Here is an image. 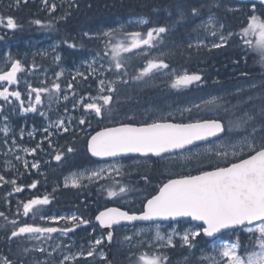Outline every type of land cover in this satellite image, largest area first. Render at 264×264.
<instances>
[{
  "label": "snow or ice",
  "instance_id": "snow-or-ice-1",
  "mask_svg": "<svg viewBox=\"0 0 264 264\" xmlns=\"http://www.w3.org/2000/svg\"><path fill=\"white\" fill-rule=\"evenodd\" d=\"M44 10L49 13L57 11V5L50 0H41ZM27 4L28 0H14V4L9 7L19 8L20 4ZM74 5L71 0L70 7ZM250 11L246 15V20L242 24L239 32H225L224 24L217 20L214 13L210 11L212 7H219L213 0L209 5V16L206 22L198 27L205 33L215 37L210 45L207 43V36L198 39L195 47L221 49L229 45L232 37H239L241 44L259 56L261 65L264 66V0H248L241 8L248 7ZM201 7L193 6L190 15L198 17L201 15ZM241 9H229V11H239ZM69 13H65L60 19H66ZM186 18L185 12L178 11V18L175 23H180ZM32 23L53 28V25H42L41 20L35 19ZM138 26L149 25L150 21L140 17L133 21ZM20 25L12 16L0 15V28L15 31ZM217 27L220 29L217 31ZM194 31L196 29H193ZM170 31L169 26H152L147 31H127L125 28H111L96 33L84 32L83 36L89 39L98 40L103 45V52L97 51L92 63L87 64V74L76 71L72 80L68 81L66 88L62 90L59 83L63 76V70L55 73V80L50 86L35 87L24 78L26 93L12 87L18 85L22 79L19 75L26 71L20 59H15L8 55L3 59L6 67L0 68V115H3L5 122L8 115H4L7 105H11V111L17 110L21 114L39 113L41 117L49 120L47 127L43 131L48 137L52 136L51 128L60 130L61 133H68L73 128L74 116L58 117L52 121L45 111L38 106L44 103L42 99L47 96L49 111L54 103L63 100L68 101V92L72 93L74 110L83 109L78 124L91 126L92 118L97 122L112 120L114 111V101L119 91L118 85L129 84V73L126 67L130 65L131 57L124 54L135 53L138 57H143L146 61L142 68L137 70L131 80L147 83L145 78L154 79L157 74L170 76L169 86L172 89L180 90L197 85L202 81V76L196 73H189L184 70L182 73L172 70L166 72L170 65L159 56H153L152 51L158 49L165 39V35ZM0 36V39H3ZM69 48H76L75 43L63 41ZM240 46V45H238ZM189 48L193 44H188ZM54 50V49H53ZM139 50V51H136ZM44 57L47 52L38 53ZM163 55V53H160ZM104 57H110L107 69L100 63L99 68L93 64L103 61ZM60 56L54 57L59 62ZM31 69L35 70L33 63ZM112 73V76H105V72ZM246 75V73H242ZM80 77L82 80L96 82L95 95H81L76 91L73 81ZM91 78V80H90ZM42 85L45 81H40ZM255 88L256 85H251ZM11 88V90H10ZM27 96V106L25 99ZM217 98L205 102L206 105L216 104ZM65 112L68 111L67 105ZM193 107L200 109L201 105ZM182 113H191L192 107L181 109ZM171 115V114H170ZM257 117H259L257 119ZM65 119L68 123H65ZM129 121L135 120L134 116H127ZM0 132L4 134V144L6 147L15 150L17 143L15 137H10V128L5 123ZM25 130L20 129V139L24 138ZM227 132L229 135L221 136ZM242 132L236 138L231 133ZM27 135L34 138V132L29 131ZM75 136L76 133H73ZM11 138V145L8 139ZM212 138H216L213 140ZM198 142H202V145ZM87 152L91 157L110 163L97 164L95 160L89 163L96 165L85 168L80 172H73L65 178L64 187L73 189L88 188L92 184L99 185L100 190L106 192L108 198L124 199L129 194L139 191L138 187L125 184L117 177L131 175L125 171V165L120 163L119 158L126 157L133 160L134 164L141 161L135 159V154L147 157L151 156L164 159L163 154H173L170 159H180L186 161L195 160L199 166L196 175L191 173L182 175L179 178H169L167 182L158 186L154 195L141 201L139 211L132 209L121 211L119 208H108L106 211L96 215L95 220L100 229H106L100 236H95L88 241V247L80 245L77 252H72L74 245L65 243V238L69 233H74L82 225H88L90 220L77 215L71 216H51L47 214L46 206L52 202L50 194L34 196L26 201L17 202L16 215L29 218L8 221L11 224L10 234L6 226L0 225L5 230V242L11 251V245L17 238H23L29 242H38L29 247H18V253L24 256L31 252H37L44 256V259L34 258L31 264H75L81 259L85 264H92L96 258L103 264H113L104 251L110 248L114 241V233L118 227L125 228L123 240L118 241L121 248H127V264H172L169 250L177 248L184 250L187 255L183 256L181 264H264V104L261 105L258 113L243 112L235 121H230L227 129L215 119H190L189 122H168L167 117L160 116L152 122L141 123L134 126L132 123H120L119 126L105 127L91 135L86 141ZM43 141L36 144L34 148L19 147L28 155L35 156L37 149H42ZM49 148H52L54 159L57 162L65 159L63 151H57L49 139ZM75 152L72 146L67 147V153ZM17 162H23L25 171L36 170L40 173V162L35 159L29 165L27 160L12 153ZM7 155V154H6ZM5 169L10 171L14 165L10 160L5 161ZM113 173L115 175H113ZM17 174L19 173L17 169ZM43 175V173H40ZM147 181V177H141ZM88 181L87 184L82 181ZM101 180H110L111 184H99ZM38 181H33L30 185L21 186L17 183L15 174L12 179L0 174V187L10 185L13 193H22L25 187L36 189ZM53 191H56L54 188ZM7 199V198H5ZM146 201V202H145ZM131 203V201H127ZM22 208V212L20 209ZM0 217L8 220L3 212ZM36 220L44 221V224H36ZM61 221L65 224L61 225ZM160 221H168L170 231L162 232ZM134 222H145L143 226H137ZM195 222V223H193ZM127 225H133L134 231L127 234ZM178 225H185L183 230L178 229ZM95 231V228H94ZM225 237H228L225 239ZM205 238H210L205 240ZM51 242V243H49ZM47 244L48 247L43 245ZM211 244V248L203 247ZM51 249V251H49ZM145 249V251H140ZM135 250V251H134ZM150 250V251H149ZM197 251L200 255L197 256ZM60 253L61 258L55 259L54 253ZM51 258V259H50ZM0 264H13L11 260L4 257ZM21 264H24L21 260Z\"/></svg>",
  "mask_w": 264,
  "mask_h": 264
},
{
  "label": "trees",
  "instance_id": "trees-1",
  "mask_svg": "<svg viewBox=\"0 0 264 264\" xmlns=\"http://www.w3.org/2000/svg\"><path fill=\"white\" fill-rule=\"evenodd\" d=\"M207 1L209 3L210 0H82L80 4L76 7H72L71 10L68 11L66 7L70 5L68 4L57 5V21H53L52 25H54V29H62L64 28L69 34V40L72 43L77 45L78 37L76 36L79 30H83L84 28H89L90 26H101L103 20L109 19H131V18H146L150 21L149 25H145L141 30L147 31L148 27L152 26H168L166 23L167 17L164 15V12L167 11V7L171 4H189L197 7L199 3ZM223 7H212L210 11L215 14L218 21L224 24L226 28L230 31H240L242 24L246 20V15L250 11V6L241 8L239 11H227L225 6H231L234 4L231 0H221ZM204 5V4H202ZM32 6L30 3L23 4L18 8L17 13H11L8 16L19 17L23 10H28ZM65 13H69L66 19H60V17L64 16ZM19 15V16H18ZM204 17L198 18L204 19L209 16V10L204 11ZM39 19L43 20L42 16H36L28 20L27 27L35 28L38 26L32 23L33 20ZM99 26V27H100ZM98 27V28H99ZM38 28V27H37ZM6 29V28H5ZM171 29V28H170ZM9 31V30H8ZM19 30L16 29L13 33H17ZM10 32V31H9ZM12 34V32H11ZM10 34V35H11ZM234 41L239 42V38H234ZM84 48L89 50L92 54H96L97 51L103 52V45L97 40L93 45L89 43H85ZM224 53V52H221ZM126 56L131 57L130 65L126 67V71L129 73L127 77L129 79V84H119V91L116 94V100L118 103L114 101V111L112 114V120H103L97 122L96 118H92L91 126L89 127L87 124L81 126L78 124V120L73 123V128L68 133L60 136H54L51 139L52 145L55 146L57 151H63L65 153V159L60 162H57L53 157L54 154L52 148L47 146V143H43L42 149L40 151V155L42 152H45L43 159L39 157L37 160L40 162L41 170L48 171L51 169H61L62 173L69 172L74 169H83L86 167L94 166L90 164L89 161L92 160L87 152V139L88 137L95 133L96 131L110 125H114L119 123V120L126 118L131 115H139L138 112H149L151 115L149 116V120H151L154 116L159 115L164 112L166 103L168 99L172 96H184L185 93L190 88H196L197 85L189 86L186 89H172L168 82L159 85V86H151V87H140L139 85L144 82H136L131 80L132 76H135L137 70L144 66L146 62L143 57L132 56L131 54H124ZM180 56L177 53H171L168 57L163 59L166 63L170 65V68L165 70H172L175 68V62L180 61ZM227 62L228 64L233 62L231 61L232 53L226 52ZM238 57V56H237ZM252 56H249V58ZM110 58V57H105ZM235 69H241L238 65L241 64L239 60H236ZM186 61L184 62L185 66H179L176 68L182 67L184 70H188L189 73H196L199 75H206L211 73H216L213 69L215 65L205 66V67H197L196 69H192ZM252 63V62H251ZM27 65V64H26ZM242 65V64H241ZM43 67L44 65H39ZM224 65L218 64L219 68H222ZM228 66V65H227ZM230 70V66H228ZM178 71V70H177ZM148 80L149 78H145ZM91 80V78H90ZM168 83V84H167ZM145 84V83H144ZM208 84L206 79L202 80L199 83V86ZM87 85H89L87 87ZM76 90H79L78 93L81 95H95L96 82L91 81V85L89 81H86L82 84L75 85ZM191 95V93H190ZM70 100V102H69ZM66 105H70L74 103L72 99H69ZM70 105V106H72ZM83 111L80 113V117ZM143 116H140L142 118ZM203 119H208L210 116L204 115ZM12 117L10 116V119ZM21 119V118H20ZM31 117H27L26 120L29 121ZM19 120V119H18ZM15 122V121H13ZM124 123H130L126 121ZM41 119H37L34 122L36 128H40ZM73 133H76L74 136ZM40 138V135L37 136ZM37 141H31L29 143L22 142V146H27L30 148H34L37 144ZM72 146L75 148V152L67 153V147ZM39 151V149H37ZM48 161V162H47ZM154 162V161H153ZM157 163V162H156ZM15 168L18 170H22L23 168L20 165L14 164ZM165 169L161 166L157 165L156 167H152L149 171H145L142 174H139L135 177V181L130 183L131 185H135L138 187L139 191H143L141 196L137 198L136 202L130 206V210L135 209L139 211L141 207V201L143 197H150L156 191V188L159 185H162L164 181L168 178L164 177ZM0 174H3L7 177H10V173H4L3 168L0 166ZM141 177H147L146 180H142ZM38 181L36 189H29L25 187V191L22 193H13L11 196H8V192L11 191L10 185H4L0 187V212H3L5 216L8 217V220H5L4 217H0V225H4L7 227L9 234L11 230V224L8 221L12 219L25 220L23 216H17V202L18 201H26L34 196H43L45 194H51L52 202L46 206L47 213L52 212H78L83 215L84 218L92 220L94 214L101 210L104 207L112 205L111 200H106L105 194L106 192L96 188L91 187L86 190H63L61 193L52 192L51 188H49L46 181H42L40 177H27L25 176L21 182H17L21 186L30 185V182ZM26 182L25 185H22V182ZM28 182V183H27ZM129 184V183H125ZM132 194V193H131ZM130 195V194H129ZM7 198V199H5ZM111 202V203H110ZM22 212V209H20ZM5 230L4 228H0V261L3 260L4 257H7L9 260L14 262V264H19L21 260H23L24 264H31L33 258L28 254L26 256L18 253V247H29L31 243L25 241L23 238H17L16 242L11 245V251L9 250L6 242H5ZM110 251V259L113 261V264H127L126 254L127 248H119L112 246L108 249ZM135 251V250H134ZM140 251H145V249H140ZM150 251V250H149ZM171 261L173 257H176L177 260L182 259L184 255L187 253L177 248L176 250H169ZM179 263V262H178ZM176 261L172 264H178ZM96 264H99L98 262ZM103 264V262L101 263ZM181 264V263H179Z\"/></svg>",
  "mask_w": 264,
  "mask_h": 264
},
{
  "label": "bare ground",
  "instance_id": "bare-ground-1",
  "mask_svg": "<svg viewBox=\"0 0 264 264\" xmlns=\"http://www.w3.org/2000/svg\"><path fill=\"white\" fill-rule=\"evenodd\" d=\"M4 3H10L14 0H0ZM41 0H36L33 2H30V5L32 6L29 11L28 10H23V12L21 13V16L19 17H14L17 24L20 25V27H18L17 29L19 30L17 33L18 37L17 38H12L11 35H7L5 37V39L3 40L4 46L3 49L5 51H9L10 55L13 58H16V56H21V58H28V59H24L25 64L27 65H32L33 63H35L36 66L39 65H44L43 67H49L50 63L49 62H40L39 60V56L38 55H34L35 57L33 58H29L31 57L30 54L31 52H28L27 50V45H33L35 44V42L40 39L42 36H48L49 39L48 41H43L42 44H49L52 41H56V40H61V42L63 43V41L67 40L69 43V37L70 34L64 29H53L50 32H44L42 30L36 29V28H28L27 27V22L29 19L39 16H42V19L45 18V16L47 15V10H44V6H41L42 3L40 2ZM82 0H74V5L73 6H68L66 7L69 10L72 9V7H76L78 4L81 3ZM213 1L210 0L209 3ZM221 0H215L216 3H219ZM40 2V3H39ZM69 3V2H68ZM67 3V4H68ZM71 3V0H70ZM209 3H207V1L199 3V5L197 7H202L201 9V15L198 17H193L190 15V9L193 7V5H189V4H181V3H177V4H171L167 7V11L164 12V15L167 17L166 19V23L167 25L172 29V38L167 39L168 42L170 43H175L178 45H188L190 43L189 37H194L197 32L196 30L194 31L193 29H195L193 27L194 24L197 23L198 18H203L204 17V11H208L209 10ZM227 6H225V9L227 10ZM219 7H223V4H219ZM182 10L185 12V16L186 18L181 21L180 23H175L177 21L178 18V11ZM228 11V10H227ZM56 13V12H55ZM116 20H123V19H113V20H103V25L107 26L108 28L110 26H112ZM201 20V19H200ZM100 26V25H99ZM99 26H90L89 28H84L83 30H79L76 34V36L78 37V43H77V47L73 50H70L67 48V44L63 43L62 47H60V51H62V53L66 54V57L68 58L67 64H71V60H79V54L80 52H82V50L84 49V45L85 43H89L91 41L85 39V37L83 36L84 32H94ZM227 32V30L225 31ZM51 40V41H50ZM213 38H207V43H211V41H213ZM27 50V52H25ZM3 52V50H2ZM224 52V53H221ZM226 52L228 53H232V57L230 62H233L236 64V60H239V62H241L240 65H238V67L243 69H238L239 71H243L246 73H249V70H251L252 74L249 76L248 79H244L241 80L238 77H234L232 72L229 70L228 68V62H227V57H226ZM25 53V54H23ZM176 53L180 56V61L175 62V66L179 67V66H185L184 62L186 63V61L188 62L187 64L192 68V69H196L197 67H205V66H211V65H215L214 66V70L216 73H211L208 74L206 81L208 82L207 86L203 87L200 89V91L194 93L193 95H189V93H185L184 96H171L170 99H168V101L166 103H168L169 101L173 103V105L178 106L179 108L183 107L184 103L190 102L193 103L194 101H192L194 98L197 97H201V98H205V97H214V96H219L220 98L218 100H220L221 102H227V104H232L234 102H238L240 103V107H242V111H248L250 113L255 111V108L257 107L258 100L262 99V94L257 95V93H259L262 90V87L264 86V73L262 72V70L260 69L259 65L257 66V64L255 62L250 64V61L245 59L243 57V55L241 54L240 50L236 47V45L231 42L229 43L228 46L221 48V49H212L211 51H209V49H199L197 51L194 50H188L185 49L183 51H176ZM28 54V55H26ZM238 56V57H237ZM218 64L220 65H224L222 68L218 67ZM237 65V64H236ZM52 67V66H51ZM176 70L182 71L185 68L180 67L176 68ZM188 71V70H187ZM218 74V75H217ZM255 84L256 87L252 88L251 85ZM140 87H144L145 84L142 83L139 85ZM230 93L231 96L228 94ZM264 94V93H263ZM141 112H138V114H140ZM195 116L198 117H202L205 115L204 111L202 110V108L200 109H195L192 110V112ZM125 118L119 120V122H122ZM50 172H52L51 176L48 177V179L46 180V183L52 187L53 189L55 188L56 191L51 190L52 192L55 193H61V191L63 190H68L71 189V187L65 188L64 184L60 185V176L61 175V169H52ZM6 173H10L11 176L7 177L8 179H12L13 175L15 174V178L17 179V182H21V180L27 176V177H32L35 179V174L31 173L30 171H25V168L22 170H19V173H23V175H19L17 174V168H13L10 171H6ZM28 183V182H27ZM32 183V182H30ZM85 184L88 183V181H84ZM22 185H25L26 182H22ZM89 188V187H88ZM50 195L53 193H49ZM99 211H97L94 216L97 215ZM91 226L88 228V230L86 231L87 236L89 235V233H91ZM32 258L34 259L35 257L32 256ZM176 261V263L180 262V260H177L176 257L172 258V263H174ZM179 264V263H178Z\"/></svg>",
  "mask_w": 264,
  "mask_h": 264
},
{
  "label": "rangeland",
  "instance_id": "rangeland-1",
  "mask_svg": "<svg viewBox=\"0 0 264 264\" xmlns=\"http://www.w3.org/2000/svg\"><path fill=\"white\" fill-rule=\"evenodd\" d=\"M50 2L51 3H55V4H56V2H58L59 4H67L68 2H70V0H50ZM212 2L213 1H211L209 4L211 5ZM221 3L222 2L220 1L217 4H221ZM41 6H44V5L42 4ZM229 9H240V7L237 6V5L236 6L235 5L227 6V10L228 11H229ZM52 14H54V13L50 14L49 11L47 13L48 16H51ZM136 19H138V18H132V19H127V20H116L115 23L112 26H110L109 28L102 24L94 32H89V33L92 34V35H95L96 33L104 31V30H108V29H111V28H121V27L125 28L127 31H140L142 29L141 26H138L137 24L133 23V21H135ZM207 19H208V16L205 17L204 19H201V20L197 21V23L193 25V27L197 31V34L194 37H189L190 43L193 44L192 48H189L188 45L184 46V45H178V44H175V43L168 42L167 39H170V38L173 37L172 36V29H170V31L165 35L164 43L158 49H154L152 51V55L153 56H159L160 59H165L171 53H173V52L176 53V51H183L185 49L197 51L199 49H204L203 47L199 48V49H197L195 47V45L197 44L198 39H203L205 36H207V38H210V39L211 38L216 39L215 37H212L211 35L205 33L202 28L198 27L200 24L206 22ZM49 30L46 31V32L47 33L50 32ZM216 30L219 31L220 29L217 27ZM48 39H49V37L47 35L46 36H42L40 39H38L35 42V44L27 45V50H28V52H31V54H30L31 57H29V58H33L36 55H38L40 62H49L50 66L49 67L36 66V69L32 70L31 69V65H30V67H28V70H26L25 72L19 74L22 77L20 83L18 85L12 86V87L20 88L22 90H26L27 91L26 85L24 84V78H26L29 82H31L33 84V86H35V87H43V86H46V85L50 86L52 81L55 80V73L63 70L64 74H63V76L61 77V79L59 81V83H61V87H62V90H63V89L66 88L67 82L72 80V76L75 75V73H76V71L78 69L80 71L85 72V74H87V64L93 62V58L96 57V54H92L89 50L83 49L82 52H80V54H79V57H80L79 60L78 61L77 60H71V64L69 65V64H67L68 58L66 57V54H64V53H62V51H60V47H62V45H63L61 40L52 41L49 44H42L43 41H48ZM85 39L91 41V43H94L96 41L95 39H89L87 37H85ZM206 49H208V48H206ZM2 50H3V52H2ZM27 50L25 52H27ZM136 51H139V50H136ZM40 52H47V55L42 57V56H40L38 54ZM160 53H163V55H160ZM23 54H25V53H23ZM8 55H10L9 51H5L4 49L0 48V68L6 67V65L4 64L2 58L6 57ZM26 55H28V54H26ZM57 55H59L60 58H61L59 62L54 60V57L57 56ZM132 55H135V53H132ZM21 56H19V57L16 56L15 59H20L22 63L24 62V59H28L26 57L21 58ZM136 57H138V56H136ZM109 62H110V58H105L104 57L103 61L95 63V64H93V66L96 67V68H99V64L103 63L105 69H107ZM172 70H175L176 72H179V73L183 72V71H179V70L177 71L175 68H173ZM172 70H168L166 72H171ZM110 76H112V73L106 71L105 72V76L104 77H100V78L103 79L105 77H110ZM77 80L79 81V83H77L76 81H73V83L75 85H79V84H82V83L86 82L85 80H82L80 77H77ZM170 80H171L170 76L157 74L154 79H148L147 83H145V86H148V87L155 86L156 87V86L164 84V83H166V82H168ZM40 81H45V84L42 85L40 83ZM88 86L89 85H87V87ZM10 90H11V88H10ZM76 91L79 92V90H76ZM228 94L231 96L230 93H228ZM68 95H69V98H72V93L71 92H68ZM23 98L25 99V106H27V96L24 95ZM213 98H217V100H218L220 97L219 96H214V97L208 96V97H205V98H200V99L194 101L193 103H191V104H189V105H187L185 107H192V110H195L196 108L193 107V105H196V104H199L201 106L205 105L206 101L211 100ZM42 99L44 100V103L41 106H38V107L40 108V110L45 111L48 114V116L51 118L52 121L56 120L58 117L74 116V115H66L65 116L63 114H59V111L63 107V104H65L67 102V101L63 100L62 96H61V99H60V101L58 103H54L52 105L51 111H49L47 96H44ZM3 103H4L3 101H0V104H3ZM240 105H241L240 103H236V104H234L231 107V109H227V110L224 109L221 112L222 113H227L228 111H231V110L235 109L236 107H239L237 109H242V107H240ZM185 107L177 108V109L172 107L163 116L167 117V119L168 118H175L176 116L188 117L190 115V113H182L181 112V109H183ZM11 108H12L11 105H7L6 108H5L4 115H8V117H9L7 122L4 121L3 115H0V128H3L5 126V123H7V126H9V128H10V134L9 135H10V137L14 136L15 139H16V143H17V148L15 150L10 149V147H6L5 144H4V139H5L4 138V134L2 132H0V166L3 168L4 171H7V172H8V170H6L5 167H4L5 161L6 160H10V161L13 160L14 162H17L16 159H15V156L12 154L13 151H15L21 157H23V160H25V158H27V161L29 162V165L31 164L32 161H30L28 159V157H33V155H28V154H26V153H24L22 151H19L20 145H18V142L26 140V139H29L30 141H33V140L37 139L36 134L38 132V130H36L33 125L27 124L26 120H23V123L20 125V127H17L13 123V120L17 121L19 118L27 117L29 114L40 118L42 120V122H43L42 123V130H40V134H45L46 135V141L47 142H49V139L52 136H54V134H55L54 132H59L60 134H63V133L60 132V130H58L56 128H51V129H49V131L52 133V136L49 138L47 133H45L43 131V128L47 127L48 123L50 122L49 120L45 119L44 117H41L39 115V113L21 114L18 110L13 113L11 111ZM70 110L71 111H75L72 107L70 108ZM76 110H78V109H76ZM243 112H245V110H243L242 113H239V117L243 114ZM52 114L54 115L53 118L51 117ZM147 114H150V113L145 111V112L140 113V116L147 115ZM10 116L13 117V120L10 119ZM131 116L135 117V115H131ZM156 117L159 118V116H156ZM31 121H32V119H31ZM65 123H68L67 119H65ZM21 128H23L25 130L24 138L22 140L20 139V129ZM29 131H33L34 132V138H31V137H29L27 135V132H29ZM11 143H12L11 138H9L8 139V145L10 146ZM35 156H37V154ZM139 161H141V163H139V164H134L133 161L132 162H128V163H125V162L121 161L120 163L125 165V168H127L128 166H133V167L140 166L141 167V166L149 165V163L147 161H143V160H139ZM18 163H21V165L24 167L23 162H18ZM163 163H166L167 165H169L172 168H175V167H179L180 168V167H183V166H186V165L195 164L196 161L195 160L186 161V160H180V159L165 158L163 160ZM32 171L35 172V173H38L36 170H32ZM172 172L173 171L170 170L167 173V175H171ZM113 175H115V174L113 173ZM65 177H68V175H66ZM138 195L141 196L140 194H138ZM126 200L127 201H131V199H128V198H126ZM126 200L123 199L122 201L119 202V204H129L128 202H126ZM134 200H132V201H134ZM62 216H65V215H62ZM35 223L42 224V223H45V222L41 221V220H36ZM177 227H178L179 230H183L185 225H178ZM170 230L171 229L169 228V226L162 225V229H161L162 232H167V231H170ZM133 231H134V229L127 230V234L131 235ZM121 240H123V237L120 239V241ZM32 243H34V242H32ZM49 243H51V242H49ZM65 243L70 244V245H75V243L72 242V241H68V242H65ZM115 244L121 246L118 242H115ZM47 247H48V245H47ZM86 247H88V244H87ZM203 247H207V248L210 249L211 248V244H208L206 246H201L202 250H203ZM49 251H51V249H49ZM72 252H77V250H74ZM35 253L37 254V252H31L30 254L32 256H34ZM54 254L57 256L58 259L61 258L59 252L54 253Z\"/></svg>",
  "mask_w": 264,
  "mask_h": 264
},
{
  "label": "flooded vegetation",
  "instance_id": "flooded-vegetation-1",
  "mask_svg": "<svg viewBox=\"0 0 264 264\" xmlns=\"http://www.w3.org/2000/svg\"><path fill=\"white\" fill-rule=\"evenodd\" d=\"M241 69H243V67L241 68ZM263 72V71H262ZM218 75V74H217ZM251 74H246V75H240V79L241 80H244V79H248L249 78V76H250ZM234 77H237L236 75H233ZM264 86L262 87V90L259 92V93H257V95H260V94H262V99H260V100H258V105H257V107H256V109H255V111L254 112H252V113H258L259 112V109H260V107H261V105L262 104H264ZM234 104H236L235 102H234ZM236 109V108H235ZM237 118V117H236ZM259 117H257V119H258ZM51 174H52V172H49L48 173V177H50L51 176ZM65 175L64 176H60V185L61 184H64V181H65ZM44 179V178H43ZM86 181V180H85ZM84 182V181H83ZM50 187V186H49ZM92 224L90 223L89 224V226H91ZM83 228H85V227H83ZM85 230H86V228H85ZM101 234H98V233H96L95 231H94V229H92L91 230V233H89V235L87 236V234L86 233H69L68 234V237L67 238H65V240H78V241H85V240H91L93 237H95V236H100ZM115 237H116V233H115V235H114ZM115 237H114V239H115Z\"/></svg>",
  "mask_w": 264,
  "mask_h": 264
},
{
  "label": "water",
  "instance_id": "water-1",
  "mask_svg": "<svg viewBox=\"0 0 264 264\" xmlns=\"http://www.w3.org/2000/svg\"><path fill=\"white\" fill-rule=\"evenodd\" d=\"M233 1H235V2H238V3H247L248 2V0H233ZM93 135H95V134H93ZM222 135V134H221ZM90 139V138H89ZM212 139H215V138H212ZM198 143H200V144H202V142H198ZM90 155V154H89ZM164 156L165 155H169V154H163ZM135 156H139L138 154H135ZM149 156H151V154H149ZM149 156H147V157H149ZM140 157H144V156H140ZM151 157H154V158H159V157H155V156H151ZM94 160H96V161H101V160H99L98 158H94V157H92ZM122 158H126V157H122ZM120 159V158H119ZM107 161H111V158H109ZM107 210V209H106ZM106 210H103V211H106ZM102 211V212H103ZM121 211H123V210H121ZM160 222H168V221H160ZM145 224V222H134V224ZM193 223H195V222H193ZM102 230H104L105 232L107 231L106 229H102ZM206 239H210V238H206Z\"/></svg>",
  "mask_w": 264,
  "mask_h": 264
}]
</instances>
